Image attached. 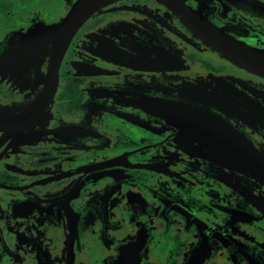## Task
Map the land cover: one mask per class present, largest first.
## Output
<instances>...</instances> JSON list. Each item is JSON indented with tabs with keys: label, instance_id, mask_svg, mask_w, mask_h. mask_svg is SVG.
I'll use <instances>...</instances> for the list:
<instances>
[{
	"label": "flooded vegetation",
	"instance_id": "obj_1",
	"mask_svg": "<svg viewBox=\"0 0 264 264\" xmlns=\"http://www.w3.org/2000/svg\"><path fill=\"white\" fill-rule=\"evenodd\" d=\"M77 1L0 0L6 114L42 94ZM195 19L264 51V0H117L76 29L45 111L0 132V264H264V172L191 127L224 126L264 162V79Z\"/></svg>",
	"mask_w": 264,
	"mask_h": 264
},
{
	"label": "water",
	"instance_id": "obj_2",
	"mask_svg": "<svg viewBox=\"0 0 264 264\" xmlns=\"http://www.w3.org/2000/svg\"><path fill=\"white\" fill-rule=\"evenodd\" d=\"M117 0H78L73 9H70L68 15L58 30V35L53 45L52 58L49 63L48 78L42 94L37 98L35 103L26 108L22 113L16 115L6 114L0 109V132L5 135L18 133L28 129L49 105L55 92L57 69L61 60V56L69 43L70 38L82 23L97 10H100L106 4H110ZM183 13L182 16L188 14L187 9L178 5ZM191 26L194 32L205 40L213 50L228 59L231 63L244 69L246 72L255 74L264 79V51L246 46V44L235 41L225 34L212 29L200 20H192ZM208 123H214L210 119L203 120ZM184 125V124H182ZM201 127V131L205 134L207 140L205 145L208 150L215 154H219V147H222L223 154L227 159H232L238 164L264 172V162L259 154L254 151L241 136L233 134L224 126H208V125H191ZM204 138V139H205ZM220 141V142H219ZM221 144V146L219 145Z\"/></svg>",
	"mask_w": 264,
	"mask_h": 264
}]
</instances>
